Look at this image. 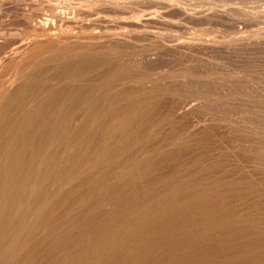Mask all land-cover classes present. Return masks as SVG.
Wrapping results in <instances>:
<instances>
[{"label":"rangeland","instance_id":"374dc122","mask_svg":"<svg viewBox=\"0 0 264 264\" xmlns=\"http://www.w3.org/2000/svg\"><path fill=\"white\" fill-rule=\"evenodd\" d=\"M0 264H264V0H0Z\"/></svg>","mask_w":264,"mask_h":264}]
</instances>
